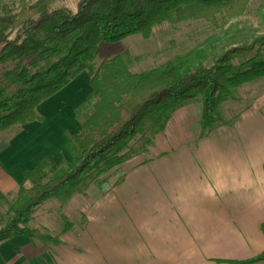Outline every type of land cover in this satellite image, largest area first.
<instances>
[{
	"label": "trees",
	"instance_id": "trees-1",
	"mask_svg": "<svg viewBox=\"0 0 264 264\" xmlns=\"http://www.w3.org/2000/svg\"><path fill=\"white\" fill-rule=\"evenodd\" d=\"M56 1L37 0L20 12L0 13V67L14 65L0 76V133L44 122L38 108L83 73L90 77L91 92L75 110L79 130L67 134L65 149L72 161L50 171L42 158L24 171L27 185L20 187L9 218L3 217L0 245L17 236L58 244L56 237L28 226L42 204L68 200L92 180L104 184L111 170L146 153L174 112L189 103L201 102L203 135L212 132L223 123L221 106L236 101L243 86L264 79V35L229 49L211 67L205 48L144 73L131 71L129 52L94 66L103 44L131 36L150 39L168 24L203 21L220 28L221 20L244 17L254 0H79L76 12L53 9ZM237 59L242 61L236 64ZM150 123L154 130L141 138L139 151L133 150ZM232 263L263 264L264 253Z\"/></svg>",
	"mask_w": 264,
	"mask_h": 264
},
{
	"label": "crops",
	"instance_id": "crops-1",
	"mask_svg": "<svg viewBox=\"0 0 264 264\" xmlns=\"http://www.w3.org/2000/svg\"><path fill=\"white\" fill-rule=\"evenodd\" d=\"M222 107L223 123L206 135L201 102L177 109L146 153L111 170L88 200L73 195L81 226L58 244L14 237L0 245V264H233L262 255L264 91L233 117ZM49 123L0 138V228L11 196L27 185L24 171L42 159L29 151L47 140ZM57 129L59 153L68 137ZM48 161L53 170L61 163Z\"/></svg>",
	"mask_w": 264,
	"mask_h": 264
},
{
	"label": "rangeland",
	"instance_id": "rangeland-1",
	"mask_svg": "<svg viewBox=\"0 0 264 264\" xmlns=\"http://www.w3.org/2000/svg\"><path fill=\"white\" fill-rule=\"evenodd\" d=\"M36 1L37 0H0V13L5 12L7 9L20 12L24 7ZM78 2L79 0H58L53 3L52 8H68L76 12ZM261 12H264V0H254L249 5L244 17L233 21L221 20L220 28H216L203 21L184 24H168L163 28L157 29L150 39H145L142 36H131L116 44H103L94 66L98 69L103 61L113 59L119 54L129 52L133 58L131 71L133 73H144L163 68L168 63L188 54L194 49L205 48L209 55L206 64L207 67H211L215 58L229 49L243 44H250L255 38L264 35V20L261 17ZM241 61L242 59H237L235 63L239 64ZM13 69L14 65L12 64L1 66L0 76L3 77L4 73ZM78 80L81 86L89 89V91L85 92L82 99L73 101L69 104L65 103V98L60 99L59 105L61 109H59L54 116L50 115L47 111H43L42 108L38 109L45 120H50L51 123H49L48 126L49 131L45 133V136L47 135V140L40 146L33 147V149L29 151V154L32 155L35 153L34 155H36V153H41V158L46 157L53 163L52 165H55L59 159L61 163L65 160L72 161V157L65 149V143L60 139L57 144L59 148L58 153L55 148V136L58 134L57 126H59L60 135L64 133L66 137L67 134H75L81 126V123L75 117V110L85 101L87 95L91 92V87L88 73H83L78 77ZM3 85H9V82L3 80ZM262 91H264V79L245 85L239 89L238 99L225 103L230 106L228 110L230 109V111H232L231 116L233 117L236 115L239 109L250 105ZM225 104L222 105V112L225 110L223 109ZM234 110L235 112H233ZM52 120L56 125L52 124ZM65 121H69V124H64ZM37 125L40 124H33L32 129L36 128ZM72 125L74 127H72ZM20 128V125H17L7 132L0 133V138L9 141L12 136L17 135L18 129ZM153 130L152 123H150L147 129L133 143V150L139 151L143 142L141 138L143 136H149ZM142 154L144 153H139L138 155L140 156ZM19 162H23V160H18V163ZM50 171H53V169L50 168ZM110 174L111 173H107L104 176L106 181ZM103 185L104 184H99L94 180L88 184H84L75 192V194H77V200H88L91 189L100 188ZM11 198L10 206L7 207L5 212L7 219L9 218L8 214L10 210L15 209L17 206V195H12ZM72 200H74L72 197L68 200L60 198L42 204L37 209L35 218L28 226L37 230L41 235H50L53 237H59L68 224L81 226L84 218L80 211L73 207Z\"/></svg>",
	"mask_w": 264,
	"mask_h": 264
},
{
	"label": "bare ground",
	"instance_id": "bare-ground-1",
	"mask_svg": "<svg viewBox=\"0 0 264 264\" xmlns=\"http://www.w3.org/2000/svg\"><path fill=\"white\" fill-rule=\"evenodd\" d=\"M80 80V79H79ZM73 82L66 90L62 93L58 94L57 96L49 99L44 105H41L40 108L43 111L49 112L50 115H56L59 109H61L59 105V101L62 98H65V103L69 104L73 101H77V99L81 98L85 91L87 90L86 87L80 85V81ZM53 122V120H52ZM69 121H65L64 124H69ZM52 124H55L54 122Z\"/></svg>",
	"mask_w": 264,
	"mask_h": 264
}]
</instances>
